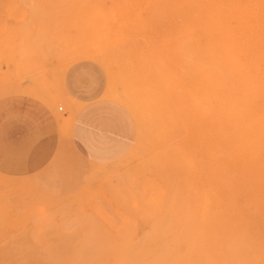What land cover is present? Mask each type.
<instances>
[{"label":"rangeland","instance_id":"1","mask_svg":"<svg viewBox=\"0 0 264 264\" xmlns=\"http://www.w3.org/2000/svg\"><path fill=\"white\" fill-rule=\"evenodd\" d=\"M204 1L0 0V264H199Z\"/></svg>","mask_w":264,"mask_h":264},{"label":"bare ground","instance_id":"2","mask_svg":"<svg viewBox=\"0 0 264 264\" xmlns=\"http://www.w3.org/2000/svg\"><path fill=\"white\" fill-rule=\"evenodd\" d=\"M227 1L180 10L203 39L192 52L198 259L264 264V1Z\"/></svg>","mask_w":264,"mask_h":264},{"label":"built area","instance_id":"3","mask_svg":"<svg viewBox=\"0 0 264 264\" xmlns=\"http://www.w3.org/2000/svg\"><path fill=\"white\" fill-rule=\"evenodd\" d=\"M60 109H62V107H60Z\"/></svg>","mask_w":264,"mask_h":264}]
</instances>
